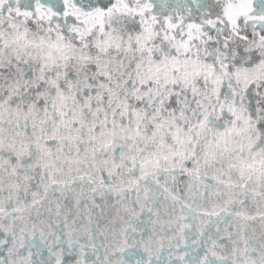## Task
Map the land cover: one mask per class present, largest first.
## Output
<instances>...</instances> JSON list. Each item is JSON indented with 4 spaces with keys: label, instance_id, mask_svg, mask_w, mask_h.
Returning <instances> with one entry per match:
<instances>
[{
    "label": "snow or ice",
    "instance_id": "1",
    "mask_svg": "<svg viewBox=\"0 0 264 264\" xmlns=\"http://www.w3.org/2000/svg\"><path fill=\"white\" fill-rule=\"evenodd\" d=\"M0 264H264V0H0Z\"/></svg>",
    "mask_w": 264,
    "mask_h": 264
},
{
    "label": "water",
    "instance_id": "2",
    "mask_svg": "<svg viewBox=\"0 0 264 264\" xmlns=\"http://www.w3.org/2000/svg\"><path fill=\"white\" fill-rule=\"evenodd\" d=\"M101 255H103V250H101Z\"/></svg>",
    "mask_w": 264,
    "mask_h": 264
}]
</instances>
